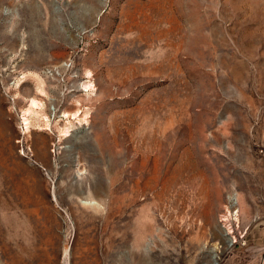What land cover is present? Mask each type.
<instances>
[{
	"label": "rangeland",
	"instance_id": "obj_1",
	"mask_svg": "<svg viewBox=\"0 0 264 264\" xmlns=\"http://www.w3.org/2000/svg\"><path fill=\"white\" fill-rule=\"evenodd\" d=\"M240 185L264 0H0V264H228Z\"/></svg>",
	"mask_w": 264,
	"mask_h": 264
},
{
	"label": "crops",
	"instance_id": "obj_2",
	"mask_svg": "<svg viewBox=\"0 0 264 264\" xmlns=\"http://www.w3.org/2000/svg\"><path fill=\"white\" fill-rule=\"evenodd\" d=\"M237 201V211L238 214H241V221L253 223L254 229L248 227L245 229L244 227V229L229 233L237 239V243L233 251L228 254V264H264V231L259 229L260 225L263 224L262 220H259L261 216L259 190L248 185H244L242 188L240 185ZM229 234L225 235L228 236ZM242 240L244 243H241Z\"/></svg>",
	"mask_w": 264,
	"mask_h": 264
},
{
	"label": "bare ground",
	"instance_id": "obj_3",
	"mask_svg": "<svg viewBox=\"0 0 264 264\" xmlns=\"http://www.w3.org/2000/svg\"><path fill=\"white\" fill-rule=\"evenodd\" d=\"M46 73H47V71H46ZM90 86H91L90 83L84 84L85 90H88ZM41 108H43V102L38 100V99L31 98L30 103H29V107L27 108V110L30 111L29 114L39 116L38 109H41ZM53 108H54V106H53ZM53 108L52 107L49 108L51 112H53ZM59 115L62 116V120L66 119V122H70V119L75 118V117H77L78 120L85 118V117H78V115H79L78 112H73V113L63 112L62 114H59ZM40 119L43 121V125H44V126H41V128H49V125L51 122L50 115H43V116H41ZM23 120H24L25 127L28 128L29 116H24ZM66 131H68V130H66ZM64 134H65V131H64ZM158 160H159V157H156L155 166H154L155 169H157V167H158ZM137 174L141 180H144L146 177V172L143 168L140 171H138ZM230 240L233 241V237H231ZM216 256H217V254H216V252H214L213 257L216 258Z\"/></svg>",
	"mask_w": 264,
	"mask_h": 264
},
{
	"label": "built area",
	"instance_id": "obj_4",
	"mask_svg": "<svg viewBox=\"0 0 264 264\" xmlns=\"http://www.w3.org/2000/svg\"><path fill=\"white\" fill-rule=\"evenodd\" d=\"M236 212H237V209L232 210V213H236ZM262 223L264 224V218L262 219ZM234 241H236V239L234 240V238H233V242ZM241 243H244V240H242Z\"/></svg>",
	"mask_w": 264,
	"mask_h": 264
}]
</instances>
